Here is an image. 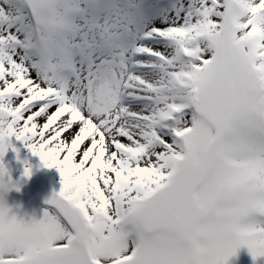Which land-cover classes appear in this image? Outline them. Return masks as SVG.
I'll list each match as a JSON object with an SVG mask.
<instances>
[{
  "label": "snow or ice",
  "instance_id": "snow-or-ice-1",
  "mask_svg": "<svg viewBox=\"0 0 264 264\" xmlns=\"http://www.w3.org/2000/svg\"><path fill=\"white\" fill-rule=\"evenodd\" d=\"M13 137L59 171L41 219L4 201ZM241 247L264 257V0H0V264Z\"/></svg>",
  "mask_w": 264,
  "mask_h": 264
},
{
  "label": "rangeland",
  "instance_id": "rangeland-1",
  "mask_svg": "<svg viewBox=\"0 0 264 264\" xmlns=\"http://www.w3.org/2000/svg\"><path fill=\"white\" fill-rule=\"evenodd\" d=\"M11 144L13 147L7 150L3 162L12 180L24 194H19L12 188L2 193L4 201L11 209L10 214H15L18 218L41 219L43 211L48 207L45 200L54 190L59 191L62 187L59 171L56 168L43 167L39 157L34 156L23 142L13 137ZM25 164L31 166L30 179L23 177ZM229 264H264V257L254 261L247 247H241L237 256L230 258Z\"/></svg>",
  "mask_w": 264,
  "mask_h": 264
},
{
  "label": "bare ground",
  "instance_id": "bare-ground-1",
  "mask_svg": "<svg viewBox=\"0 0 264 264\" xmlns=\"http://www.w3.org/2000/svg\"><path fill=\"white\" fill-rule=\"evenodd\" d=\"M69 134H71V133H69Z\"/></svg>",
  "mask_w": 264,
  "mask_h": 264
}]
</instances>
